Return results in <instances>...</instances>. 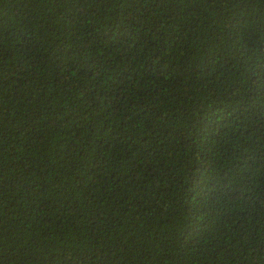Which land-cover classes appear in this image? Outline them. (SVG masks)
Masks as SVG:
<instances>
[{
  "label": "trees",
  "instance_id": "trees-1",
  "mask_svg": "<svg viewBox=\"0 0 264 264\" xmlns=\"http://www.w3.org/2000/svg\"><path fill=\"white\" fill-rule=\"evenodd\" d=\"M0 264H264V0H0Z\"/></svg>",
  "mask_w": 264,
  "mask_h": 264
}]
</instances>
